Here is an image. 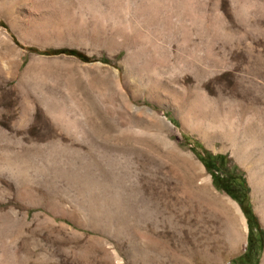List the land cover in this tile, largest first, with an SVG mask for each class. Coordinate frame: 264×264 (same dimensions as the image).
Listing matches in <instances>:
<instances>
[{
  "label": "rangeland",
  "instance_id": "obj_1",
  "mask_svg": "<svg viewBox=\"0 0 264 264\" xmlns=\"http://www.w3.org/2000/svg\"><path fill=\"white\" fill-rule=\"evenodd\" d=\"M0 264H264V0H0Z\"/></svg>",
  "mask_w": 264,
  "mask_h": 264
},
{
  "label": "trees",
  "instance_id": "obj_2",
  "mask_svg": "<svg viewBox=\"0 0 264 264\" xmlns=\"http://www.w3.org/2000/svg\"><path fill=\"white\" fill-rule=\"evenodd\" d=\"M57 53H64V54H68V55H72V56H76L82 60H88V57L86 55H84L83 53H80L74 49H61V50H58ZM206 167L209 169V170H212L208 165H206ZM215 177V180L217 181V186L218 188H220L221 190L227 192L230 194V192H228L227 190H225L221 183L223 181H227L226 178H223V177H218L217 175L214 176ZM239 182L235 183V182H230V184L233 185V187L236 189V191L238 193L242 192V194L245 196L246 195V191H247V187L244 183V180L240 177L239 179ZM231 195V194H230Z\"/></svg>",
  "mask_w": 264,
  "mask_h": 264
},
{
  "label": "flooded vegetation",
  "instance_id": "obj_3",
  "mask_svg": "<svg viewBox=\"0 0 264 264\" xmlns=\"http://www.w3.org/2000/svg\"><path fill=\"white\" fill-rule=\"evenodd\" d=\"M222 187L227 190L228 192H230L231 195L233 194H237L238 192L236 191V189L233 187L232 184H230V181H223L221 183ZM240 200L244 201V195L240 194ZM244 206V205H243ZM244 210H245V214H246V217H247V220H248V223H249V226H250V230L253 232L256 228L254 227V215L251 211V209H248L246 206H244ZM250 239H249V243H250Z\"/></svg>",
  "mask_w": 264,
  "mask_h": 264
},
{
  "label": "bare ground",
  "instance_id": "obj_4",
  "mask_svg": "<svg viewBox=\"0 0 264 264\" xmlns=\"http://www.w3.org/2000/svg\"><path fill=\"white\" fill-rule=\"evenodd\" d=\"M209 179L210 178H207L206 179L207 180L206 182H208ZM233 205L235 206V209H236L237 213L239 214V217H240V220H241V226H242L243 230L246 231L247 227H246V222H245L244 216L242 215L239 207L235 203Z\"/></svg>",
  "mask_w": 264,
  "mask_h": 264
},
{
  "label": "water",
  "instance_id": "obj_5",
  "mask_svg": "<svg viewBox=\"0 0 264 264\" xmlns=\"http://www.w3.org/2000/svg\"><path fill=\"white\" fill-rule=\"evenodd\" d=\"M51 54H53V53H51ZM64 54V53H63ZM245 219V218H244ZM245 222H246V220H245ZM246 227H247V223H246ZM246 231H247V229H246Z\"/></svg>",
  "mask_w": 264,
  "mask_h": 264
}]
</instances>
